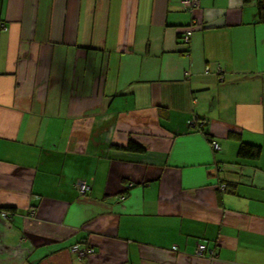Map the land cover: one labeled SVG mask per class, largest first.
<instances>
[{"label":"crops","instance_id":"0c3cea01","mask_svg":"<svg viewBox=\"0 0 264 264\" xmlns=\"http://www.w3.org/2000/svg\"><path fill=\"white\" fill-rule=\"evenodd\" d=\"M193 1L0 0V264H264V23Z\"/></svg>","mask_w":264,"mask_h":264},{"label":"trees","instance_id":"16d2710c","mask_svg":"<svg viewBox=\"0 0 264 264\" xmlns=\"http://www.w3.org/2000/svg\"><path fill=\"white\" fill-rule=\"evenodd\" d=\"M243 3H245V4L254 3L255 6H256V18H257L256 22L259 23V24L264 23V0H243ZM184 33L183 34H179V38H180L181 43L185 46V49L183 51H181V52L183 54H187L188 53V48L187 47H188V43L189 42L188 43H184V41L182 40ZM124 150L129 151V152H142L143 148L140 145H138V144H136L134 142H130L124 148ZM259 155H260V148L258 146H253V145L246 144V143H241L239 145L238 152H237V156L239 158L255 160V159H258ZM78 180L79 179H75L73 181L72 185H74ZM222 186H223L222 190L226 191L227 190V185L226 184H222ZM2 208H3L2 212H5L8 217H10V215L15 213V211L12 208H9V207H2ZM74 247H78V248H80L79 250H83V251H88V250H91V251L89 253L86 252L85 256L80 257L77 252L73 251ZM204 247H205V245H204ZM68 251L70 253H72L73 255H75L79 260H81L83 262V264H88L87 260L94 253V248L91 247L87 242H84V243L82 242V243H77V244L71 246L68 249Z\"/></svg>","mask_w":264,"mask_h":264},{"label":"built area","instance_id":"2783aa9c","mask_svg":"<svg viewBox=\"0 0 264 264\" xmlns=\"http://www.w3.org/2000/svg\"><path fill=\"white\" fill-rule=\"evenodd\" d=\"M182 2L188 7V8H194L195 7V2L193 0H182ZM190 10V9H189ZM192 31L190 29H188L184 35H183V41L184 43H188L189 42V38H190V35H191ZM217 73L220 72V69L217 68ZM206 72H208V69L206 70ZM188 73H186L187 75ZM219 74V73H218ZM219 76V75H218ZM220 80H222V76H220ZM210 145L211 147L214 149V150H220V146L219 144L214 141V140H210ZM76 187L78 188V190L81 192V193H84L85 191H87L89 188H88V185L84 182V181H78L77 184H76ZM5 215V213L3 214ZM80 248L78 247H74L73 248V251L74 252H77L78 255L80 257L82 256H85L86 255V252L89 253L91 250H88V251H83V250H79ZM205 250V247L204 245H199L198 246V254H202L203 251Z\"/></svg>","mask_w":264,"mask_h":264},{"label":"rangeland","instance_id":"374dc122","mask_svg":"<svg viewBox=\"0 0 264 264\" xmlns=\"http://www.w3.org/2000/svg\"><path fill=\"white\" fill-rule=\"evenodd\" d=\"M4 217H6L7 215H3Z\"/></svg>","mask_w":264,"mask_h":264}]
</instances>
